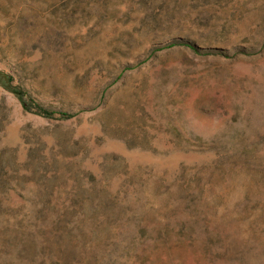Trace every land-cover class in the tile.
Segmentation results:
<instances>
[{
  "label": "rangeland",
  "instance_id": "obj_1",
  "mask_svg": "<svg viewBox=\"0 0 264 264\" xmlns=\"http://www.w3.org/2000/svg\"><path fill=\"white\" fill-rule=\"evenodd\" d=\"M0 73V264H264V0H0Z\"/></svg>",
  "mask_w": 264,
  "mask_h": 264
},
{
  "label": "trees",
  "instance_id": "obj_2",
  "mask_svg": "<svg viewBox=\"0 0 264 264\" xmlns=\"http://www.w3.org/2000/svg\"><path fill=\"white\" fill-rule=\"evenodd\" d=\"M0 83L4 84V86L6 88H8V90L13 93L17 98H19L22 102V104H24L25 106H29V103L26 101L25 98V93L18 88L17 86H13L12 85V79L10 77H8L7 75L0 73ZM37 111L39 114L45 116V117H51L52 116V112L44 110L40 107H36ZM59 114V113H58ZM59 116L66 118L68 117V115H66L65 113H60Z\"/></svg>",
  "mask_w": 264,
  "mask_h": 264
}]
</instances>
